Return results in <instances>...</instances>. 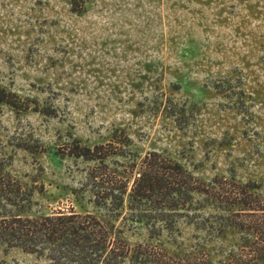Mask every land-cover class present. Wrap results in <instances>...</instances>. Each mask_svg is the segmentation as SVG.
I'll return each mask as SVG.
<instances>
[{"label":"rangeland","instance_id":"rangeland-1","mask_svg":"<svg viewBox=\"0 0 264 264\" xmlns=\"http://www.w3.org/2000/svg\"><path fill=\"white\" fill-rule=\"evenodd\" d=\"M0 95L18 104L0 102V169L33 186L36 214L88 211L131 247L202 251L212 264L247 251L246 235L202 224H264V211L201 207L195 194L151 235L123 218L126 198L118 219L104 216L87 191L104 165L68 153L74 140L111 145L105 166L124 179L155 152L264 204V0H0ZM0 264L50 261L0 246Z\"/></svg>","mask_w":264,"mask_h":264},{"label":"trees","instance_id":"trees-1","mask_svg":"<svg viewBox=\"0 0 264 264\" xmlns=\"http://www.w3.org/2000/svg\"><path fill=\"white\" fill-rule=\"evenodd\" d=\"M0 102L18 107L15 101L3 95H0ZM110 146L81 145L79 140H74L68 152L71 156L104 165L105 168H101L103 171L96 166L89 175L87 191L93 204L106 211V217L118 219L123 214L126 198L129 212L123 218L149 224L150 234L155 235L162 228L156 226L157 222L164 221L169 224L168 228L173 229L175 217L187 204L196 201L195 194L203 195L204 204L201 207L211 206L224 211L238 207L251 210L252 214L264 211V204L244 187L224 178H213L204 184L179 163L155 152L146 154L134 173L131 170L133 165L126 166L124 179L119 178L114 174L117 172L105 166L108 157L117 153L111 152ZM35 203L33 186L0 169V246L21 248L45 256L50 264H212L202 251L171 254L148 243L131 247L115 233L116 227L109 220L88 211L81 213L73 207L36 214ZM239 223L202 224L201 228L208 226L209 229L220 230L232 226L246 235L242 246H246L247 251L242 248L238 257L230 254L231 261L227 264H248L255 260L264 263V237L259 241L251 240L254 232H264V224Z\"/></svg>","mask_w":264,"mask_h":264}]
</instances>
